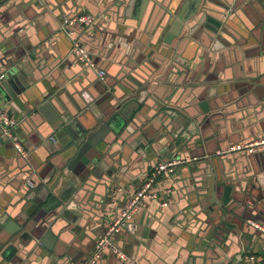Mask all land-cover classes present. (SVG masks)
<instances>
[{
	"label": "crops",
	"instance_id": "1",
	"mask_svg": "<svg viewBox=\"0 0 264 264\" xmlns=\"http://www.w3.org/2000/svg\"><path fill=\"white\" fill-rule=\"evenodd\" d=\"M197 1V13L179 29L177 14L194 13L195 0H0V73L15 66L28 72L35 99L11 108L27 156L0 141V219L26 225L0 232V264H82L152 166L172 156L183 163L154 185L170 203L147 200L116 235L117 245L140 264H233L245 254L264 263V231L249 223L264 226V149L220 154L264 135V0ZM83 12L93 23L69 31L106 72L103 81L75 61L59 27L63 14ZM77 109L104 122L115 117L120 131L107 134L114 137L93 165L102 170L92 174L77 161L81 179L69 186L48 159L69 139L55 118ZM181 116L197 128L188 132L186 124L175 135L173 118ZM32 177L36 187L26 190ZM214 180L219 206L209 200ZM45 189L73 191L70 213L42 211L35 220ZM48 231L49 247L41 244ZM96 264L123 263L107 250Z\"/></svg>",
	"mask_w": 264,
	"mask_h": 264
},
{
	"label": "water",
	"instance_id": "2",
	"mask_svg": "<svg viewBox=\"0 0 264 264\" xmlns=\"http://www.w3.org/2000/svg\"><path fill=\"white\" fill-rule=\"evenodd\" d=\"M199 1L195 0V9L194 13L185 14L184 12H180L177 14V21H175L174 25L175 27H179V29H182L183 24L191 18L195 13H197V7L196 4ZM199 8V6H198ZM184 10V8H183ZM66 32V31H64ZM173 38V35H168V37L165 39L166 43H170ZM31 79L32 77L29 76V73L25 70H22L19 68V66H15L14 68H11L7 72L4 71V78L0 81V110L5 111L8 115H12V109L13 107L18 106H24L25 108L26 104H31L35 99H33L29 93L27 92L28 89L31 87ZM145 88V87H144ZM140 94L147 95L148 91L146 89L140 88ZM18 101H17V100ZM20 99V102H19ZM16 100V101H15ZM31 100V102H30ZM204 105V104H203ZM45 106V105H44ZM43 106V107H44ZM91 107V106H89ZM201 109L204 112H207L208 109L203 106H201ZM41 110V109H40ZM118 110V109H117ZM42 111V110H41ZM123 111V109H120V112ZM133 112V111H132ZM132 114V113H131ZM130 114V115H131ZM22 116H25V113L21 114ZM123 115L125 116V120L123 121V125L125 126L127 123V119L129 118L128 113L123 112ZM192 117V116H191ZM189 117L181 116V117H175L173 118L175 121L173 122L174 125L178 124V127L175 129L174 134L179 135L182 132V129L184 125L188 124L190 125V128L187 129L188 132L193 129L197 128V124L194 120L189 121ZM56 120L59 119V123L57 125V128H59V132L65 133L64 135H67L69 137L68 141L64 144L63 148L53 150L52 156L53 158L48 159V163L52 165L55 171H58L60 175V182H64V178H69V186L72 184L76 186L75 184L80 182L81 179V172L80 168L76 167L75 162H80L82 164V168L92 170V174L99 173L97 170H102L101 164H99L98 169L95 168L93 171V165L98 163V154L103 150V147L107 144L111 143V140L113 139L114 135H118L120 131L117 126L119 123H115V117H112L109 121L104 122V120H107L104 118V115H97L94 118H90L86 112H83L81 109H77L75 113L65 111L64 113H60L56 118ZM55 119H51V116L48 117V121L50 123L54 122ZM104 122L98 125V123ZM17 125L11 128L14 139H16V130ZM9 128V127H6ZM111 130V133L114 135H107L109 131ZM107 136V137H106ZM0 141L5 142L9 141L12 144V141L7 138L3 134L2 126L0 125ZM13 146V145H12ZM89 151H92V154L90 155ZM17 153V152H16ZM180 159L177 156H172ZM170 157V158H172ZM182 160V159H181ZM79 170V171H78ZM32 184V189L36 187V182L34 178H28ZM26 181L24 180V183ZM61 185V184H60ZM26 190H29V186H25ZM231 187L226 185L223 188L224 195L223 200L224 203L226 199L229 197V191ZM215 190H216V182L215 180L211 184V194H210V201L212 204L218 205L219 202L215 198ZM46 194L48 195V199L46 202L39 203V207L35 209L33 212V216L39 214L40 212H50L53 210H58L61 215L66 216L70 213V206H68L67 199L71 197L72 192H68V194H57L56 192L50 193L49 189H45ZM35 194V192L30 193V198ZM41 206V209H40ZM42 212V213H43ZM82 215L81 212H74L73 216L80 217ZM32 216V218H33ZM6 217H3L0 219V232L5 231L6 233H15L17 231H20V229H25L26 225L21 226L20 224L17 225L15 221L7 222L5 223ZM35 220H39L40 218L35 217ZM75 221V219H73ZM5 224V225H4ZM51 235V232L48 231L43 239L41 240V244L43 246L49 247V237ZM187 264H191V262H188Z\"/></svg>",
	"mask_w": 264,
	"mask_h": 264
},
{
	"label": "built area",
	"instance_id": "3",
	"mask_svg": "<svg viewBox=\"0 0 264 264\" xmlns=\"http://www.w3.org/2000/svg\"><path fill=\"white\" fill-rule=\"evenodd\" d=\"M95 20L94 15L88 12H83L77 16H66L63 14L60 29L66 31L68 40L70 41V54L74 57L75 61L80 64L83 68L93 69L99 80L103 81L106 78V72L101 69H97L93 57L81 42L75 39L72 33L69 31V26L74 23H79L84 26H89ZM4 78V72L0 73V81ZM18 120L8 115L5 111L0 110V125L2 126V131L5 136H7L10 141H12L13 148L22 157H26L28 151L24 148L22 143L16 138L14 139V134L11 130L12 127L17 125ZM9 127V128H6ZM53 140V137L51 138ZM264 149V135L252 139L245 143H236L230 145L228 149L220 154H231L233 152L254 153L256 151ZM183 163V160L176 157H172L165 161H159L155 163L149 170L148 175L142 182L141 186L134 190L128 200L126 201L123 208L114 215L109 221L102 233L97 237L94 242L91 254L82 264H96L97 261L104 255L108 250L115 257L118 258L123 264H140L136 259L128 255L123 251V249L117 245L115 242V237L125 225L142 207L145 206L147 200H157L161 207L167 206L170 203L169 198L159 199L158 194L155 190L154 185L160 176L166 174H172L179 164ZM27 186L33 187V184L26 180ZM118 188H113L108 193V199L106 201V211L107 215L110 216V208L114 205L115 196L117 194ZM249 223L258 230L264 231V226L260 223L250 220ZM233 264H264L263 262H257L255 255L245 254L239 259L235 260Z\"/></svg>",
	"mask_w": 264,
	"mask_h": 264
}]
</instances>
